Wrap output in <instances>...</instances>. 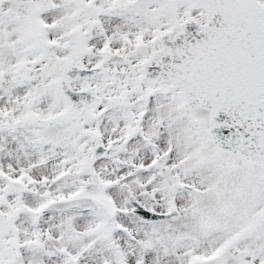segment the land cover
Wrapping results in <instances>:
<instances>
[{"label":"snow or ice","instance_id":"obj_1","mask_svg":"<svg viewBox=\"0 0 264 264\" xmlns=\"http://www.w3.org/2000/svg\"><path fill=\"white\" fill-rule=\"evenodd\" d=\"M0 264H264V0H0Z\"/></svg>","mask_w":264,"mask_h":264}]
</instances>
